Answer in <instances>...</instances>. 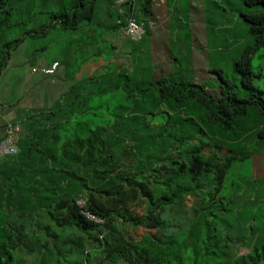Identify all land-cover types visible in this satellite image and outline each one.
<instances>
[{
	"label": "trees",
	"instance_id": "obj_1",
	"mask_svg": "<svg viewBox=\"0 0 264 264\" xmlns=\"http://www.w3.org/2000/svg\"><path fill=\"white\" fill-rule=\"evenodd\" d=\"M152 4L0 0V39L38 25L0 41V74L25 38L68 36L50 60L68 85L25 112L18 151L0 159V264L74 252L82 264H264V175L250 166L264 154L262 67L251 68L264 60V0H234L242 23L225 53L193 4L181 36L150 48ZM130 18L145 34L130 42V63H117L112 36Z\"/></svg>",
	"mask_w": 264,
	"mask_h": 264
},
{
	"label": "rangeland",
	"instance_id": "obj_2",
	"mask_svg": "<svg viewBox=\"0 0 264 264\" xmlns=\"http://www.w3.org/2000/svg\"><path fill=\"white\" fill-rule=\"evenodd\" d=\"M221 1L222 6H224L226 10L218 6ZM154 2L155 5L153 8L156 18H154L153 21L156 23H160L163 29H166V27H168L169 29H173L174 31L177 30L172 35L166 38L170 39L168 43L166 39H163L159 43L161 44V46L162 44L164 46L170 45L173 40H176L177 34L181 36V32H184L183 29L186 26L183 21H185L186 19H184L183 15H187L188 12H190L188 3L186 2V0H153V3ZM191 2L193 4V7L199 8L202 11L201 12L200 10H198L196 12H193L194 14L192 16L195 17V21L200 22L205 18V16H211L210 20H212V22L210 23V25H208V27H211L210 29L212 30V33L208 38L209 44L211 46L217 47L220 50V53H225L227 49L231 48V43L227 31L229 30V28L233 29L234 27H238L242 23V19L237 13L238 11L233 9L237 4H234V0H216L218 4L215 5L210 0H206L205 4H202V0H191ZM227 2L231 3L232 5L229 6ZM40 17L43 18L46 17V15L41 14ZM36 27H38V25H34L32 21L31 23L23 25V30L34 29ZM192 28L193 30H195L194 27L191 26L189 29L190 33H192ZM23 30H19L18 27L15 26L13 27V30L9 31V33H7V31L3 32L5 33V35L1 37L0 41L3 42L5 40L16 38L20 36ZM192 34L195 35L196 32H193ZM67 37L68 36L66 34H60V36L57 38L55 31H51L45 36L25 38L23 43H21L16 49L11 51L10 58L7 62L6 67L2 70V77L0 78V85L4 87V93L2 94L3 107L0 104V127L1 125L3 127V124L8 121L17 120L21 124L22 130L24 129V115H22L21 120H18L16 115H9L7 108L4 107L5 104L14 102L22 94L23 97L20 98V101L17 105L25 106L24 104H33L32 107H34L35 109H40L37 107H41L44 109L45 107H49L51 103L62 92H64L63 90L66 87L61 85V83L65 84L62 71L59 72L62 79H53L52 82L48 80L49 82L47 81L46 83L44 80H40L42 77L41 75H43L42 73L33 71V68L38 69L41 66L32 64L33 62L37 63L40 58H43L47 62H50V60L53 58H61L62 54L61 51H59V47L61 45L60 43L65 45ZM192 40H194L193 36ZM129 43L130 42H128L127 44ZM128 46L129 48H131L130 44ZM29 57L31 58L30 61L27 60ZM117 58L118 60L115 59L117 63L128 64L131 61L129 55H122L121 57L119 56ZM195 58H198V55H196ZM258 61L259 60L257 59V57H253L251 60V68L256 72L258 66L262 67V76L257 79V82L262 89L264 88V60L261 63H258ZM99 63L101 64V59L95 62V68L99 65ZM89 67L91 68L92 65H89ZM202 68H204V66L196 65L195 74L197 77L199 76L197 74L201 71ZM44 75L50 76V74ZM20 76H22V78H24L25 80V83L23 85L21 84L24 82V80L20 78ZM25 77L31 78V80H26ZM44 83H46V86L43 87V90L42 84ZM27 91L31 94V96L33 95L32 101L30 96L28 95L30 100L24 101V103H22V101L27 96ZM40 93L42 94L40 95ZM14 109L15 111H18L19 107L17 106ZM262 159H264V154H258L250 163L252 169L251 173L254 176L264 175L263 167L261 165ZM262 185L264 187V184ZM141 231L142 229L137 230V232ZM241 252H244V250H242ZM19 255L24 258V264H37L35 255ZM16 260H18V258H16ZM47 264L57 263H55L54 259H51L47 262ZM58 264H82V257L78 252L67 254L65 258H61Z\"/></svg>",
	"mask_w": 264,
	"mask_h": 264
},
{
	"label": "crops",
	"instance_id": "obj_3",
	"mask_svg": "<svg viewBox=\"0 0 264 264\" xmlns=\"http://www.w3.org/2000/svg\"><path fill=\"white\" fill-rule=\"evenodd\" d=\"M139 5H140V3L139 2H136L135 4H133V8L134 9H137V8H139ZM152 5L154 7L155 2ZM191 5H192V3H190V5H188V6L191 7ZM154 13L155 12H154V8H153V16L156 18V16H155ZM184 19H185V17H184ZM150 21H151L150 22V25L151 26H149V28H150L149 30H151L150 31V48L153 49L156 46L159 48V41H161V39L164 38L163 33H164V31L167 30V27H166V29H163L162 26H161V24H158V23H156V22H154L152 20H150ZM183 23H185V22L183 21ZM158 29H160L158 32H155V33L152 32V30H158ZM112 37H114L113 47L115 49V59L118 60L117 57H119V56L121 57L122 55H125V56H128L129 55L130 56L131 53H130V48L128 46L130 43L129 44H127V43L128 42H131V41L125 35V33L123 32V30H121V29L116 30L113 33V36ZM140 46H142V45H140ZM99 59H101V58H99ZM99 59H97L96 61H98ZM95 62L92 61V62H87L86 64H84L81 67V69L78 71V73L76 74L75 79H78V78H80L82 76L90 75V73H92V72H96L98 70V68L104 63L103 60L101 59V64L99 63V65L95 68ZM35 64L40 65V66H48L50 64V62H47L43 58H40L37 63L33 62L32 65H35ZM89 65H92V67L90 68ZM60 71H62V73H63L62 67H58L57 68L56 73L54 74V76L53 75L52 76H49V75H41L42 77H41L40 80H42V81L44 80L46 83H47L48 80H50L51 82L53 81V79L60 80V79H62L61 78V75L59 74ZM1 77H2V72L0 74V78ZM20 78H22V76H20ZM22 79L24 80V78H22ZM25 79L26 80H31V78H26V77H25ZM24 83H25V80H24V82L21 85H23ZM26 83H27V81H26ZM46 83L42 84V89H43V87L46 86ZM61 85H63V86L66 87L68 85V83L67 82H65V84L64 83H61ZM3 93H4V87H2L0 85V104H1L2 107H3V105H2V96H3L2 94ZM41 94L42 93H40V95ZM28 95L30 96L31 101H32V96L33 95L31 96V94L27 91V96L22 101V103H24V101L30 100V98H29ZM22 97H23V94L19 98H17L14 102H12L10 104H5V106H4V107L7 108V111L9 113V115H16V117L18 118V120H21L22 119V115H24L25 112L28 109L34 108V107H32L33 104H30V105L24 104L25 106L17 105L19 103V101H20V98H22ZM17 106L19 107V110L18 111H15L14 108L17 107ZM37 108H41V107H37ZM1 136H2V125L0 127V137Z\"/></svg>",
	"mask_w": 264,
	"mask_h": 264
},
{
	"label": "built area",
	"instance_id": "obj_4",
	"mask_svg": "<svg viewBox=\"0 0 264 264\" xmlns=\"http://www.w3.org/2000/svg\"><path fill=\"white\" fill-rule=\"evenodd\" d=\"M121 30L127 35V37L133 41L141 39L144 34V27L142 23L135 21L133 18L128 20L126 26ZM58 62L54 61L48 66H41L38 69L33 68V71H38L44 74H53L57 69ZM21 124L18 121H8L3 125V134L0 139V159L5 156L14 155L18 151V141L21 135ZM88 218L96 219L93 215L86 213Z\"/></svg>",
	"mask_w": 264,
	"mask_h": 264
},
{
	"label": "clouds",
	"instance_id": "obj_5",
	"mask_svg": "<svg viewBox=\"0 0 264 264\" xmlns=\"http://www.w3.org/2000/svg\"><path fill=\"white\" fill-rule=\"evenodd\" d=\"M140 23H142V25H143V27H144V24H143V22H141V21H139ZM144 34H145V28H144ZM144 34H143V36H144ZM126 35V34H125ZM127 36V35H126ZM142 36V37H143ZM142 37H141V39H142ZM129 39V38H128ZM141 39H139V40H141ZM131 42H134V43H136V42H138L139 40H137V41H133V40H131V39H129ZM5 124V123H4ZM2 134H3V127H2ZM2 137V136H1ZM0 137V138H1Z\"/></svg>",
	"mask_w": 264,
	"mask_h": 264
}]
</instances>
